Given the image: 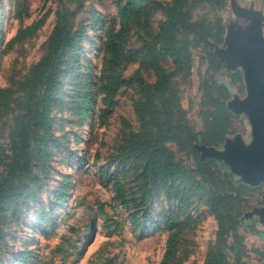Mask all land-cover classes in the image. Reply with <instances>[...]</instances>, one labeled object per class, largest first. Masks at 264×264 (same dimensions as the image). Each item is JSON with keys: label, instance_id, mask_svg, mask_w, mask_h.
I'll return each mask as SVG.
<instances>
[{"label": "rangeland", "instance_id": "374dc122", "mask_svg": "<svg viewBox=\"0 0 264 264\" xmlns=\"http://www.w3.org/2000/svg\"><path fill=\"white\" fill-rule=\"evenodd\" d=\"M19 1L26 8L22 17L14 15L12 0H0V186L6 194L0 264H215L220 256L225 264H264V222L256 213L264 208V180L251 182L203 149L230 151L240 141L251 152V118L233 108L248 97L244 72L223 55L252 37L256 20L245 10L260 16L264 47V0H186L191 26L177 28L176 42L188 62L171 74L170 90L154 97L148 123L200 188L153 181L128 154L141 130L134 107L143 99L139 79L153 84L157 78L145 47L173 0H142L151 16L131 23L116 41L117 54L107 50L108 30L119 29L116 3L126 0H63L71 11L70 34L82 36L81 50L71 68L67 55L58 59L60 83L45 118L44 88L30 73L47 50L59 2ZM37 20L43 24L34 35L11 42ZM209 52L224 61L217 71L208 70ZM162 63L175 71L170 58ZM210 96L221 99L231 117L216 145L202 142L211 128ZM106 98L111 104L104 111ZM102 168L123 184L129 206L116 199ZM150 189V202L139 206ZM144 210L147 217L134 224L131 211L143 217Z\"/></svg>", "mask_w": 264, "mask_h": 264}, {"label": "trees", "instance_id": "16d2710c", "mask_svg": "<svg viewBox=\"0 0 264 264\" xmlns=\"http://www.w3.org/2000/svg\"><path fill=\"white\" fill-rule=\"evenodd\" d=\"M58 2V19L54 30L49 36L47 50L30 73V78L36 81L35 86L40 85L44 88L43 93H41L42 100H40L44 104L43 118L46 117L45 113H47L50 102L53 100V92L57 89V86L60 83V77L57 75L59 72L58 59L67 55V67L71 68L75 65V58L79 57L81 50L78 41L82 36L77 33L70 34V8L63 0H58ZM116 4L120 17V27L117 31H115L113 27L108 30L110 41L107 44L108 52H113V54H117L118 52L116 41L125 38L131 23L134 20L148 21L152 13L150 7L142 4V0H126L125 2L117 1ZM12 6L14 15H17L18 17H22L23 13L26 12L25 6L19 0H12ZM185 7L186 0H173L169 6L165 7L166 18L160 23L156 38L151 44H148L145 47L146 61L155 70L157 78L153 84L147 83L142 78L139 79V86L143 99L142 101L136 102L134 107L141 121V130L137 135V141L130 142L128 154L140 160L139 162L142 166L143 174L150 177L153 181L160 178L179 180L183 184L200 188L199 183L191 173L176 164L171 149L163 144L160 134L148 123V117L151 116V114H155L152 103L154 97L157 94H164L170 90L171 74L182 70L188 62V57L183 55L181 48L176 42L177 28L182 26L184 29H188L191 26L189 23L190 13ZM42 24L43 20H37L25 28H20L11 42H20L25 38L34 35ZM208 55L209 71H217L224 65V61L217 54L209 52ZM165 58L171 59L175 68L174 72H168L163 65L162 60ZM34 90L35 89H33L32 92ZM1 93H4V91ZM89 101L90 100L86 102L83 115L87 114ZM209 101L213 108L210 111L211 128L209 139H203L202 142L206 145H216L222 141L223 134L230 125L231 117L221 99H214L210 96ZM105 104L106 107L104 111H107L111 101L106 98ZM30 109L31 105L29 110ZM44 124L45 122L43 121L42 125ZM155 126H158V124L156 123ZM12 152L15 153V147H12ZM204 162L205 161H200V164H204ZM102 173H105L106 176L109 177L110 183L113 182L116 199L120 200L121 204L125 207L129 206V201L123 184L119 180H116L114 175L107 172L106 169L102 168ZM59 196L61 200L66 198L65 192L60 191ZM151 197L152 191L150 189L140 198L139 206H144L150 202ZM5 198L6 194L4 193L2 186H0V202ZM214 210L218 216H221L219 205H215ZM142 216L143 217H138V213L132 211L129 215L134 224H138L142 218L147 217L146 210L143 211ZM115 222L118 223V221ZM152 223L155 224L156 222ZM220 226L222 228L224 226L221 219ZM171 248L172 247L168 249V256L171 254ZM23 255H26V253L23 252L22 257ZM107 264H113V259H110ZM215 264H225L224 257L220 256V261L215 262Z\"/></svg>", "mask_w": 264, "mask_h": 264}, {"label": "water", "instance_id": "95a60500", "mask_svg": "<svg viewBox=\"0 0 264 264\" xmlns=\"http://www.w3.org/2000/svg\"><path fill=\"white\" fill-rule=\"evenodd\" d=\"M245 13L256 20L252 37L247 45L232 46L231 53L226 52L223 58L234 67L240 66L244 72L248 97L244 101L236 100L233 108L251 118L254 137L251 152H247L240 141L230 151L203 149L205 155L224 159L233 170L256 182L264 180V47L261 46L260 16L248 10ZM256 213L264 222V208Z\"/></svg>", "mask_w": 264, "mask_h": 264}]
</instances>
